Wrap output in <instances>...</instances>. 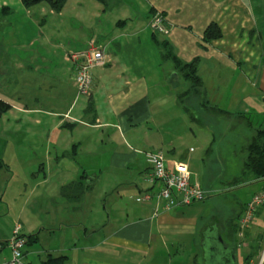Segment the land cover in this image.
<instances>
[{
	"label": "crops",
	"instance_id": "obj_1",
	"mask_svg": "<svg viewBox=\"0 0 264 264\" xmlns=\"http://www.w3.org/2000/svg\"><path fill=\"white\" fill-rule=\"evenodd\" d=\"M118 1L113 20L104 28L90 27V32L76 34L81 40L73 39L72 49L58 42V29L30 35L19 55L7 50L12 40H0L4 56L0 99L12 107L0 119V160L8 166L0 169V193L10 188L7 208L0 211V217L7 213L4 218L9 221L6 228L0 226V264L12 257L8 242L16 225L28 240L23 250L30 264H50L57 258H64V264H179L186 248L194 249L199 243L201 247L214 225L211 222L199 231L204 201L167 211L164 201L141 200L151 189L157 190L147 180L146 152L164 151L169 165L187 163L192 180L210 193L217 173L213 165L203 164L197 149L184 151L162 135L168 120L171 124L185 121L184 106L190 105H180L177 96L191 92L189 82L163 60L159 43L166 41L184 62L198 59L203 87L200 94H191L194 111H203L205 102L209 108L228 112L222 115L224 122L227 118L249 126H254L251 120L257 125H261L258 120L264 122V0ZM102 4L110 7L109 0H68L62 12H51L58 14L60 28L68 27L62 21L65 14L82 27L79 20H107ZM15 9L31 14L33 8L26 9L21 0H0V14ZM41 12L46 7L41 5ZM157 12L164 16L168 34L150 27ZM34 23L38 25L36 18ZM211 24L218 25L223 36L206 43L204 32ZM91 41L105 47L107 63L93 70L91 95L80 97L74 66L65 57L86 51ZM54 50L62 51V63ZM50 57L57 58L49 61L54 72ZM39 73L53 79L49 89L57 81V104L50 108L35 91L32 98L26 95L31 86L25 80L32 81ZM91 104L94 110L89 112ZM30 150L33 153H24ZM37 150L43 161L25 160ZM52 163L57 167L55 183ZM16 171L20 172L15 178ZM85 176L89 190L75 193L76 183L84 182ZM68 185L71 193L65 195L62 190ZM12 195H19L18 201ZM48 206L56 211L50 212ZM260 209L245 230V247L251 246L247 239L264 229ZM34 235L37 241L32 240ZM262 239L259 251L264 248Z\"/></svg>",
	"mask_w": 264,
	"mask_h": 264
},
{
	"label": "rangeland",
	"instance_id": "obj_2",
	"mask_svg": "<svg viewBox=\"0 0 264 264\" xmlns=\"http://www.w3.org/2000/svg\"><path fill=\"white\" fill-rule=\"evenodd\" d=\"M106 2V1H105ZM119 4L118 0H109V8L107 9V5L105 6L102 4L106 10V16L105 18L107 20H104L103 18H94L92 19H86V20H79L80 23H83L84 25L81 27L79 24L76 23L74 17L69 14H65L64 18L62 19L63 23H66L68 27H65L64 25H61L62 28H60L59 25V17L58 14L52 13L51 9L45 4L42 3L40 6H36L35 8L31 10V14L24 12L22 13L15 9L14 12L6 14H0V40L4 39L6 41H11V48L7 47V50L10 53V55L16 53V55L21 54L22 46H26V42L24 40H28L31 37L30 35L36 34L39 35V31H43L45 35H48V32L53 33L54 30H57L60 32L59 34V40L58 42H64L66 44H69L70 48H74L73 44L74 41L78 40L80 42V38L76 37V34H82L90 32V27H93L95 30L98 28H104L106 25L113 20V17L117 14L119 7L117 5ZM41 5L46 7V12L43 14L41 12ZM102 7V6H101ZM7 17V21H4V19ZM35 18L38 20V25H36L33 22L35 21ZM58 18V22H57ZM43 20V22H41ZM92 21L89 23V21ZM54 23V24H53ZM77 24V26H74V24ZM53 24V25H52ZM53 27V28H51ZM65 28L67 30H65ZM78 29V30H76ZM63 30V31H62ZM160 38H163V36H160ZM74 39V41H73ZM74 50V49H73ZM56 53L59 58L58 61L62 63L61 59V53L62 51L57 52V50L53 51ZM76 53V52H75ZM3 51L0 52V58H4L2 55ZM57 62V58H49V61ZM1 62V61H0ZM72 64V63H71ZM168 67L172 64L167 63ZM50 66V63H49ZM51 71L54 72L53 65L50 66ZM1 69V64H0ZM21 75V73H19ZM4 75V74H3ZM17 77L16 79H18ZM1 79V75H0ZM52 80V81H51ZM31 86L29 89L30 91L26 94L29 98H32L34 96V91L37 95H40L41 100H45L47 103V108H50L49 106L51 104L56 105L57 104V81L55 80L56 85H52V89H49V81L50 83H53L52 78H43V74L39 73L35 75L34 79L31 81L29 79H26ZM182 87L184 88L185 81L182 79ZM39 83H41V86H39ZM25 85V84H24ZM27 86V85H25ZM9 90H13L12 87ZM182 90V89H181ZM30 92H32L30 94ZM35 95V96H37ZM25 99H22L21 101H24ZM19 101V103L21 102ZM27 102V99H26ZM179 113H182L181 110H176ZM194 114L196 115L195 122L186 114L185 121L183 123L181 122H175L171 124V122L168 120V123L165 127L161 128L162 135L170 137L171 139L176 141V144L180 146V149L189 151L190 148H193V151L197 149L196 154L202 155V161L203 164L206 166L213 165L217 173H213V181L211 182V185L214 186L213 193H210L208 191V197L207 199L201 203L202 206V213L203 218L200 222L201 228H199V231L204 229L207 224L211 223L215 218H221L224 221H226V225L228 222L231 224L232 221L237 222L239 219V215L242 212V208L246 209V205L251 202V200L254 198V196L260 192L264 191V181H254V177L251 174L244 173L243 170H245L244 167V156L246 155L245 147L249 143L248 138L251 137V133L248 131L249 129L253 131V127H256V129H260V127L264 126V122H258L262 125H257L255 120H251L254 126L247 125L244 121H237L235 118L230 119L227 118L225 123L228 127H230L231 130V136L232 141L230 138L226 135H223L220 137L219 135L215 134V128L213 124H216V127L221 129V126H224L223 118L224 116H216V118L211 117L210 114L205 116L203 114V111L195 110ZM182 118V116L177 117ZM199 118V119H198ZM183 119V118H182ZM182 125V126H181ZM254 132V131H253ZM234 142H237L239 144V148H242L241 154L240 150L234 146ZM211 146V147H210ZM210 147V148H209ZM38 149V148H37ZM23 150H29V149H23ZM35 150V148H33ZM24 153H33L30 151H25ZM163 153H165L163 151ZM35 155L37 157H35ZM45 159L40 155L39 151L37 150L34 154L29 155L25 160H31L34 162V164L43 161ZM43 164V163H42ZM41 166L37 165L36 168H34V171H31V173L34 174V172L38 171V168ZM49 167V166H48ZM32 170L30 167H25L24 170ZM20 171L15 172V178L17 174ZM23 172V171H22ZM52 182L55 183L57 181V167L52 163ZM241 176L238 183H232V180L237 177ZM21 179V178H20ZM148 184V183H147ZM14 184H12L13 187ZM9 192L10 188L7 190L4 195L0 193V196H3V200L0 201V211L3 209H6L7 206V199L9 198ZM211 195V196H210ZM13 198H15L17 201L19 199L18 196L12 195ZM50 212L56 211L54 207H49ZM260 211L263 213L262 216L264 217V205L260 207ZM245 211V210H244ZM259 211V208L257 209V213ZM256 213V214H257ZM7 213H5L6 216ZM1 215V212H0ZM0 217V226L4 229L7 227V223L9 222L8 219H5L4 217ZM238 216V217H237ZM244 216V213H243ZM242 216V218H243ZM237 217V218H236ZM256 217V215H255ZM241 218V220H242ZM240 220V221H241ZM199 224V225H200ZM264 227V226H263ZM258 236H255L254 238L247 239L248 243L251 244L250 247H245L242 245V242L244 238H239L241 242V245L239 247L240 249V256H239V263L240 264H251V263H257L260 259V256L262 255V244L264 238V229L258 230ZM245 235V232H244ZM239 236V232H238ZM244 237V236H243ZM202 247H200V243L198 246L194 249H185V253L182 255V258L180 260H177L179 264H195V260H197L196 264H205L204 262V252ZM197 254V256H195ZM251 254V258L246 262L245 256Z\"/></svg>",
	"mask_w": 264,
	"mask_h": 264
},
{
	"label": "built area",
	"instance_id": "obj_3",
	"mask_svg": "<svg viewBox=\"0 0 264 264\" xmlns=\"http://www.w3.org/2000/svg\"><path fill=\"white\" fill-rule=\"evenodd\" d=\"M150 27L160 33L168 34L165 18L157 12L150 20ZM65 59L74 66V81L80 97H89L93 85V70L106 65L105 47L96 45L94 41L89 43V47L82 53L69 52ZM146 161L150 166L148 182L157 187L154 192H149L141 198L142 202H150L156 198L164 201V209L170 211L174 208L192 205L203 201L208 192L201 184L193 181L191 171L187 163L175 162L169 165L165 154L161 151H151L145 153ZM264 205V191L256 194L250 203L246 205L244 216L240 221L239 236L243 237L246 228L255 220L257 209ZM27 238L21 233V226L16 225L13 236L8 245L11 249L12 257L2 264H30L25 260L24 247ZM264 264V250L257 263Z\"/></svg>",
	"mask_w": 264,
	"mask_h": 264
},
{
	"label": "trees",
	"instance_id": "obj_4",
	"mask_svg": "<svg viewBox=\"0 0 264 264\" xmlns=\"http://www.w3.org/2000/svg\"><path fill=\"white\" fill-rule=\"evenodd\" d=\"M23 6L26 9H31L33 7H36L42 3H45L53 12L56 13H60L62 12V10L64 9L66 3L68 0H21ZM102 3H105L106 0H98ZM222 32L221 29L219 28L218 25L216 24H211L204 32V41L206 43H211L214 40L220 39L222 38ZM160 46V50L162 53V57L164 61H170L172 63V65L174 66V69L179 72L181 74V76L183 78H185V80L187 82H189L190 84V90L189 92H191L190 94H188V92L184 93V94H179L177 96V101L180 103V105L182 104L183 106L185 104H189L190 107L188 105H185V112L188 113V116L195 122L196 116L194 114V106H192L193 103V98L192 96H196L198 94L201 93L202 91V87H203V82L201 80V78L198 76L197 74V65H198V59H195L191 62H184L182 61L180 58H178L173 50L171 49V47L169 46V44L164 41L161 42V44L159 43ZM185 96H190V98H187L186 102L183 98ZM184 100V101H183ZM202 103H200L201 105ZM203 114L205 116H207L208 114H210L211 117L216 118V114H214L212 111H215L217 114L219 115H229L228 112L218 109L217 107H208L207 103H203ZM11 105L7 102H5L4 100L0 99V119L2 118L3 115H5L6 113H8L11 110ZM94 110L93 105L91 104L89 106V112ZM212 110V111H211ZM240 118H244V117H240ZM199 119V118H198ZM239 119V118H238ZM214 128H215V134L219 135L220 137L223 135L230 137L231 136V130L230 128H228L227 124L224 122V126H221V129L219 130V128L216 127V124H213ZM252 126V125H251ZM250 126V127H251ZM228 128V129H227ZM252 135L251 137L248 138L249 143L246 145L245 150H246V155L244 156V169L243 172L247 173V174H251L254 177V181H264V129H255L253 127V131H251L250 129L248 130ZM230 140L232 141V136L230 138ZM234 146H236L239 150H240V154L242 151V148H239V144L237 142L233 143ZM8 166L7 164L3 161L0 160V169H7ZM85 181H78L76 184L78 185V188L76 190H73L75 193L77 194H83L86 191L89 190L90 184H88V177L85 176ZM240 180L239 178H235L233 183H238V181ZM71 189L72 186L68 185L66 187H63L62 193L65 195H69L71 193ZM152 191H154L153 189L150 190V192L152 193ZM208 192V191H207ZM208 195L206 196V198L203 200L205 201L207 199ZM200 201V202H203ZM198 203V202H196ZM244 210H246L243 206L242 208V212L239 215V220L237 222L232 221L231 224H229L230 222H228L227 227L229 228L228 231L230 234H227V236H229V240H236L238 246L240 247L241 242L239 238H243L238 236V232L240 231V220L243 216V213L245 212ZM238 217V216H237ZM236 217V218H237ZM227 221V220H226ZM226 221L223 222L224 225H226ZM24 236V235H23ZM226 236V237H227ZM25 237V236H24ZM37 235H34L32 240L37 241ZM28 241V240H27ZM28 244V242L26 243V245ZM240 244V245H239ZM251 258V254L245 256V261L247 262L249 259ZM197 260H195V264H196ZM50 264H64V258H60V259H51L49 261Z\"/></svg>",
	"mask_w": 264,
	"mask_h": 264
},
{
	"label": "flooded vegetation",
	"instance_id": "obj_5",
	"mask_svg": "<svg viewBox=\"0 0 264 264\" xmlns=\"http://www.w3.org/2000/svg\"><path fill=\"white\" fill-rule=\"evenodd\" d=\"M212 222L213 227L205 233L206 239L201 243L205 264H240V249L236 240H229V228L221 218Z\"/></svg>",
	"mask_w": 264,
	"mask_h": 264
}]
</instances>
